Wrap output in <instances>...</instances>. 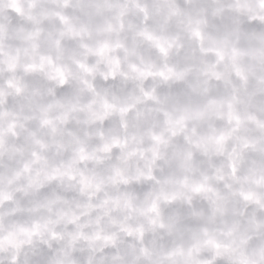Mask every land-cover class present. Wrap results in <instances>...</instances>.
Listing matches in <instances>:
<instances>
[{"label": "clouds", "instance_id": "obj_1", "mask_svg": "<svg viewBox=\"0 0 264 264\" xmlns=\"http://www.w3.org/2000/svg\"><path fill=\"white\" fill-rule=\"evenodd\" d=\"M0 264H264V0H0Z\"/></svg>", "mask_w": 264, "mask_h": 264}]
</instances>
